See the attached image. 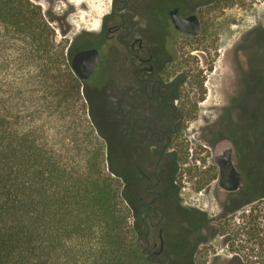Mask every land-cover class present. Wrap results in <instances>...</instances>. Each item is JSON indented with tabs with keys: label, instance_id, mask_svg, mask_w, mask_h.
<instances>
[{
	"label": "flooded vegetation",
	"instance_id": "flooded-vegetation-1",
	"mask_svg": "<svg viewBox=\"0 0 264 264\" xmlns=\"http://www.w3.org/2000/svg\"><path fill=\"white\" fill-rule=\"evenodd\" d=\"M46 1L71 68L78 53L98 52L86 78L72 69L82 93H105L121 107L124 192L140 250L155 264H188L264 195V26L217 38L208 14L228 7L217 0H111L99 27H87L70 19L71 1ZM56 1L66 4L61 12ZM197 194L203 204L190 200Z\"/></svg>",
	"mask_w": 264,
	"mask_h": 264
},
{
	"label": "trees",
	"instance_id": "trees-1",
	"mask_svg": "<svg viewBox=\"0 0 264 264\" xmlns=\"http://www.w3.org/2000/svg\"><path fill=\"white\" fill-rule=\"evenodd\" d=\"M50 21L32 0H0V264H155ZM238 222L240 263L264 264V195Z\"/></svg>",
	"mask_w": 264,
	"mask_h": 264
},
{
	"label": "rangeland",
	"instance_id": "rangeland-1",
	"mask_svg": "<svg viewBox=\"0 0 264 264\" xmlns=\"http://www.w3.org/2000/svg\"><path fill=\"white\" fill-rule=\"evenodd\" d=\"M37 5L45 9L48 5L46 0H32ZM76 7L75 13L70 17L75 23L85 25L87 27H99L101 19L109 10L111 0H69ZM85 6V7H84ZM66 4L60 1H56L55 10L61 12L65 9ZM209 18V30L216 34L217 38L224 37L229 28L242 31L246 27H250L256 24L264 26V0H233V3L226 9L212 11L208 14ZM54 27L55 36L54 42L56 44L64 45L66 37H63L59 30L57 22H51ZM74 25V24H73ZM78 26H76V29ZM203 35L199 36L198 42L202 40ZM66 48V45H64ZM200 46H197V48ZM88 101V118L93 124L96 132L98 133L106 156V169L111 174L116 188L119 191L120 199L123 206L126 208L127 217V229L130 237H135L138 241L139 226L136 213H134L126 202L124 192V169H123V126L121 125L122 110L121 107L108 102V97L105 93H91L88 92L85 95ZM117 98V97H116ZM109 97L111 103L117 102L118 99ZM188 183L186 186L193 185L192 177L188 175L186 178ZM202 195L197 194L195 198L190 200L193 202H200L203 204L206 200L202 201ZM215 204V201L213 202ZM217 209H214L216 211ZM240 214L237 213L236 217L230 221V227H226V235H218L215 238H211L204 243H200L194 249V253L188 256L183 262L188 264H241L238 258L240 251L241 236L237 235L236 224H238V218ZM227 237H230L228 240ZM174 247L178 248L182 240L174 242ZM238 252V253H237Z\"/></svg>",
	"mask_w": 264,
	"mask_h": 264
},
{
	"label": "water",
	"instance_id": "water-1",
	"mask_svg": "<svg viewBox=\"0 0 264 264\" xmlns=\"http://www.w3.org/2000/svg\"><path fill=\"white\" fill-rule=\"evenodd\" d=\"M178 28L179 29H183L186 30L184 25H185V21L183 19H181L180 17H178ZM193 21H194V29L193 32L194 33H198L200 31V25H199V21L196 18V16H193ZM86 58V59H85ZM92 58V59H91ZM89 59H91L90 61H88ZM98 59V52L95 49H91V50H86V51H82L80 53H78L75 58L72 61V69L77 71L80 75V78H86L89 73L94 69L95 65H96V61ZM89 62V65L87 67V73H81L80 71V64L82 63H86Z\"/></svg>",
	"mask_w": 264,
	"mask_h": 264
}]
</instances>
